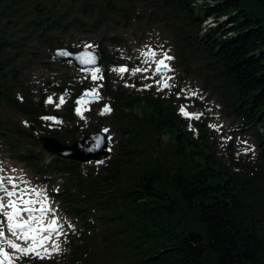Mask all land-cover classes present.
I'll return each instance as SVG.
<instances>
[{
    "label": "trees",
    "instance_id": "1",
    "mask_svg": "<svg viewBox=\"0 0 264 264\" xmlns=\"http://www.w3.org/2000/svg\"><path fill=\"white\" fill-rule=\"evenodd\" d=\"M200 1L0 0V104L32 122L43 110L14 96L32 48H53L56 34L127 28L143 10L148 21L168 27L183 69L203 77L240 132L257 142L255 160L226 165L207 142L205 124L195 135L174 103L108 88L122 139L103 174L87 175L81 164L59 158L43 167V152L20 150L34 172L65 174L60 200L103 245L104 264H264V19L247 9L264 12V0ZM36 4L48 10L35 14ZM210 19L215 26L204 29ZM101 54L105 65L114 64ZM33 143L39 149L36 137Z\"/></svg>",
    "mask_w": 264,
    "mask_h": 264
},
{
    "label": "rangeland",
    "instance_id": "2",
    "mask_svg": "<svg viewBox=\"0 0 264 264\" xmlns=\"http://www.w3.org/2000/svg\"><path fill=\"white\" fill-rule=\"evenodd\" d=\"M210 3L209 0L200 1V4L204 5ZM253 6L247 9L255 10L256 18L264 19V12ZM138 14L141 16L140 20H134L127 28L101 35L83 30L66 35L56 34L52 49H48V46L32 48L31 55L26 58L22 64L23 68L20 69V85L15 89L14 96L28 107L39 106L43 110L38 115V125L44 129L43 131L35 126L27 115L17 112L5 103L0 104V120L4 122L5 128L2 130L3 135L0 134V169H3L0 175L17 178V183L26 181L27 183H21V187L42 193L39 199L46 196L47 204L55 216L49 213L45 217V222L56 218L63 225L64 233L58 238L54 237V241L60 245L61 250L58 253H52L44 259L22 258L16 261V264H104L102 260H98V253L103 245L93 241V232L88 231L79 218H73L68 214L60 200V195L65 191L64 184L67 180L65 174L44 172V180H42L39 173L32 171L30 167H25L17 160L18 153H14L12 146L16 148L24 146V152L33 151L36 154L39 151L43 152V167L50 166L55 157L45 153L40 149V145L39 149L36 148L32 135L49 136V133L56 132L59 134L60 143L69 147L82 136H89L88 133L96 128L108 134L110 151L114 153L115 159L118 158L122 138L113 123L111 103L106 95L108 88L119 89L135 97L153 94L165 102L174 103L186 121L188 129L195 135H198V128L205 124L209 132L207 142L215 150L217 159L226 165L249 162L255 160L258 155V146L254 137L240 132L237 124L226 115L219 97L204 78L183 69L180 51L168 27L154 23L152 20L148 21L147 14L143 10H139ZM224 20L225 18L222 19ZM213 26L215 23L210 19L204 23L203 28L208 29ZM115 37L118 38L119 43L110 41V38ZM54 48H66L72 52L89 49L101 56L102 49L115 61L112 65H103L98 71L82 72L76 69L72 62L56 63L52 55ZM150 50L156 53L154 58L149 59L141 54ZM165 53L173 59L165 60L168 68L161 67V71L158 72L157 63L164 59ZM121 67L127 71L118 73L113 70ZM136 69L140 71H135ZM93 72L103 78L94 81ZM165 81L168 87H164ZM67 87H70L71 95L63 97L65 103L57 108L56 104L59 103L61 94ZM93 89L99 93V99L83 104L77 103L85 93H91ZM49 97L52 98V103H46ZM78 107L82 110V116L76 112ZM105 107L110 108L111 111L101 114ZM181 107L190 114H199V119L182 115ZM44 117L55 119H44ZM32 128H37V132H33ZM106 166L107 162L82 165L87 175L103 174ZM32 198L37 199L35 196ZM69 224L72 227H68ZM99 229L103 230L101 222ZM5 232L6 238L15 239L7 231ZM3 246L7 249L6 244ZM47 246L51 248V242ZM76 253H81L82 257L74 258ZM77 260H80V263Z\"/></svg>",
    "mask_w": 264,
    "mask_h": 264
},
{
    "label": "snow or ice",
    "instance_id": "3",
    "mask_svg": "<svg viewBox=\"0 0 264 264\" xmlns=\"http://www.w3.org/2000/svg\"><path fill=\"white\" fill-rule=\"evenodd\" d=\"M141 54L149 59L156 56V53L151 50ZM171 59L173 57L165 53L164 59L159 60L157 63V71L159 72L161 67L168 68L165 60ZM85 62L94 63L95 61L92 57H88ZM113 70L118 73L127 71L123 67ZM135 71H140V69ZM102 78V76H97L96 72H93L92 79L94 81ZM164 87H168L166 81ZM85 95H92L93 98L99 99V93L96 89H93L92 93H85ZM52 102L51 97L46 101V103ZM84 102L83 98L77 101L78 104ZM64 103V98L60 97L56 107L59 108ZM110 111V108L105 107L101 114ZM76 112L82 116L81 108H76ZM180 112L186 117L199 119V114H190L184 107H181ZM44 119L54 120L55 118L44 117ZM0 171H3V169H0ZM16 181L17 178L0 175V217H3V219H0V264H16V261L26 257L44 259L52 253H58L61 249L59 243L54 241V237L58 238L64 235L63 225L56 218L50 219L47 223L45 222V217L49 213L53 217L55 216V213L47 204L46 196L39 199L43 195L42 193L37 192L35 189L21 187V183H27L26 181H21V183ZM33 196L37 199H33ZM68 227H72V225L69 224ZM5 229L7 233L15 237L14 240L6 238ZM50 242L51 248L47 246ZM4 244L11 251H8L3 246Z\"/></svg>",
    "mask_w": 264,
    "mask_h": 264
},
{
    "label": "water",
    "instance_id": "4",
    "mask_svg": "<svg viewBox=\"0 0 264 264\" xmlns=\"http://www.w3.org/2000/svg\"><path fill=\"white\" fill-rule=\"evenodd\" d=\"M40 7L39 5L34 9L38 14L44 13L47 9L46 7L40 9ZM140 18L141 16L138 15L137 20L139 21ZM53 55L55 60L60 64L73 62L76 68L82 71L101 69L103 65V60L99 54L89 49L77 53H73L67 49H59L55 50ZM88 57H92L95 62L86 63L85 61ZM69 95L70 89L66 88L62 93V97ZM82 98L85 102L95 99L92 95H84ZM39 142L46 152L55 156L57 155L62 160H69L79 164H88L91 162L105 163L113 157V153L109 151L110 139L104 132L92 134L90 137H82L69 147L62 145L57 139L52 137L41 136ZM87 143H91V145L88 146Z\"/></svg>",
    "mask_w": 264,
    "mask_h": 264
},
{
    "label": "bare ground",
    "instance_id": "5",
    "mask_svg": "<svg viewBox=\"0 0 264 264\" xmlns=\"http://www.w3.org/2000/svg\"><path fill=\"white\" fill-rule=\"evenodd\" d=\"M5 231H7V230L5 229Z\"/></svg>",
    "mask_w": 264,
    "mask_h": 264
}]
</instances>
